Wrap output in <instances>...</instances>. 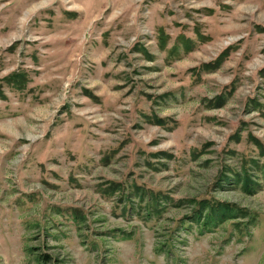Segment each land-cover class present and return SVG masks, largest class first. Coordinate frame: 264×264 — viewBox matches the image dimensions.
<instances>
[{"label": "rangeland", "instance_id": "rangeland-1", "mask_svg": "<svg viewBox=\"0 0 264 264\" xmlns=\"http://www.w3.org/2000/svg\"><path fill=\"white\" fill-rule=\"evenodd\" d=\"M0 264H264V0H0Z\"/></svg>", "mask_w": 264, "mask_h": 264}]
</instances>
